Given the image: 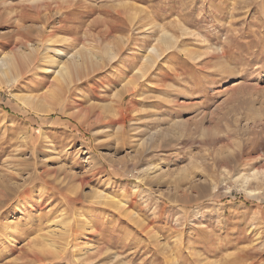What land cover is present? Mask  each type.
Segmentation results:
<instances>
[{
	"label": "rangeland",
	"instance_id": "1",
	"mask_svg": "<svg viewBox=\"0 0 264 264\" xmlns=\"http://www.w3.org/2000/svg\"><path fill=\"white\" fill-rule=\"evenodd\" d=\"M49 46L91 59L41 113L16 96L51 85ZM20 47L38 50L0 89V264H264V0H0V60Z\"/></svg>",
	"mask_w": 264,
	"mask_h": 264
},
{
	"label": "bare ground",
	"instance_id": "2",
	"mask_svg": "<svg viewBox=\"0 0 264 264\" xmlns=\"http://www.w3.org/2000/svg\"><path fill=\"white\" fill-rule=\"evenodd\" d=\"M175 40L176 38H174V36H171L167 32H163L158 37L155 45H153V47L149 49L146 54L142 55L144 57L143 63L141 64L139 69L134 72L133 79L130 78L131 80H129L127 83L125 82L126 84H124L123 86V91H119L118 94L121 96V94L129 93L132 87L135 85L134 81H136L135 83L137 84V81L143 78L147 71L153 69L156 66L157 59H159L158 57H160L161 54L164 52V48L165 47L172 48V46L174 47ZM112 45L109 46V50L107 53L110 54L108 56L115 57V55H117L118 53L116 52V48H114L115 46ZM51 47L52 46H49L48 50L53 49ZM29 50H30L29 52L32 51L34 54L35 51L38 50V48L31 47ZM87 52L88 50L85 47H82L80 49L79 48L76 49L71 53H65L56 48L53 49V51H47L45 54L43 53L44 55L41 57L42 64L45 65V63H49L54 68V78L52 80L51 85L46 89V91L43 94H41L38 97L29 94H21V95H17L16 98L20 102L22 101L28 106H30L32 109H35L37 112H41V113L54 112L55 110L54 106L58 104L61 98V94L65 90V86L69 88L72 87L74 83L76 84L77 80L80 81L81 75H83L82 73L88 70L89 68L88 62L90 61L89 59H91L90 58L91 53L89 54ZM33 54H27L20 47L19 49L16 50L12 49L11 52H7L3 55V57L0 60V89L2 87H5L6 83L10 84L11 81L13 82V80H17V81L20 80L22 75H24V73H26L32 67V65L35 64V59H33ZM190 54L192 55V53ZM120 92H124V93L120 94ZM83 112L82 110H76L72 112V117L73 115H75V118L76 117L80 118L82 117ZM107 199L110 200L112 199V197L109 196L107 197ZM67 221L60 223L59 225H57V227L54 225V227H56L57 229L53 230L52 234L58 235L61 238L63 236H66L67 234L69 236L70 223ZM45 238L47 241H49L48 245H50L53 248H59V246L60 247L62 246V245L58 246V244L60 243L56 244L57 241L55 242L53 238H49V237H45ZM65 246H67V244ZM65 246H63L62 248H64Z\"/></svg>",
	"mask_w": 264,
	"mask_h": 264
}]
</instances>
